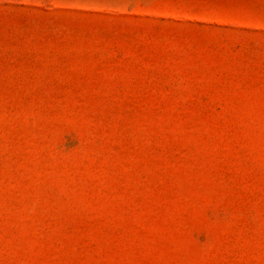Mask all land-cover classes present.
<instances>
[{
    "label": "rangeland",
    "instance_id": "1",
    "mask_svg": "<svg viewBox=\"0 0 264 264\" xmlns=\"http://www.w3.org/2000/svg\"><path fill=\"white\" fill-rule=\"evenodd\" d=\"M0 264H264V0H0Z\"/></svg>",
    "mask_w": 264,
    "mask_h": 264
}]
</instances>
